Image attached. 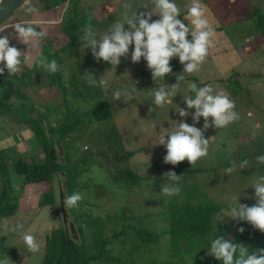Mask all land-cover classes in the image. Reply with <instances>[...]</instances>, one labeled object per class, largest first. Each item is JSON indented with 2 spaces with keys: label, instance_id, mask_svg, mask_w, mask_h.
Segmentation results:
<instances>
[{
  "label": "rangeland",
  "instance_id": "rangeland-1",
  "mask_svg": "<svg viewBox=\"0 0 264 264\" xmlns=\"http://www.w3.org/2000/svg\"><path fill=\"white\" fill-rule=\"evenodd\" d=\"M33 3L38 8V13L25 17L22 5L0 28H6L15 19L26 18L39 25L38 31L45 29L47 37L33 52L42 54L49 61L54 59L59 65L61 80L56 73L52 75L45 72L35 62L36 58L34 62H30V65L34 63L36 69L28 68L30 72L25 69L27 72L23 70L24 72L12 76V97L5 100L1 107L2 113L6 114L0 113V149L6 148L10 163L18 159L41 163L45 159V152L42 141L34 133L36 127L41 125L35 127L29 117L34 116L33 119L37 120L35 115L38 113L47 141L53 138V134L48 132L50 127H54L56 131L64 129L61 136L59 132L54 133V142L57 154L61 155L63 149L70 146L72 161L78 162L80 174L77 179L80 186L77 192L82 193L84 199L79 202V207L71 210L77 213V229L81 224L85 225L82 238L87 248L94 251L99 240L105 237L110 239L113 230L119 232L124 225L143 226L157 232L167 229L169 201L174 197L182 201L185 193L194 187L205 191L221 204L232 206V197L238 195L242 204L252 206L256 202L255 189L251 185L259 176H264V164L256 160L258 155H264V39L254 19H235L249 14L254 6L264 14V0H202L206 6L207 18L215 29L213 46L200 70L185 74L184 80L179 84L180 95L174 97L172 105L164 108H155L151 103V94L161 84L177 83L176 75H169L165 80L155 82L143 58L138 63H132L130 53L134 45L130 46L128 59L122 57L121 63L113 69L102 59L97 62L91 49H84L82 39L89 23L95 32L103 33L111 24L122 19L125 11H147L142 8L144 4H148L151 10L154 6L150 0H66L51 12L44 8L43 2L33 0ZM175 3L181 9L178 18L187 25L188 21L184 20V16L191 0H175ZM125 5L128 6L127 9ZM75 13L80 15L79 18L69 19ZM83 17L89 18L88 23L83 21ZM152 19L159 17L153 15ZM70 22L81 31L78 36L73 37L66 31L71 30L66 27ZM188 26L191 27V24ZM55 29L57 31H49ZM10 39L11 44L16 37L12 36ZM188 39H191L190 35ZM37 54L34 56L37 57ZM170 64L175 74H182L183 65L178 57L173 58ZM35 70L39 72L36 74ZM85 71L96 75L97 80H107L108 84L90 87L86 82ZM5 74H8L7 70L3 76ZM193 82L198 87L207 84L214 91L223 90L228 93L235 101L239 119L227 128L210 127L204 133L205 138H212L208 156L193 167L187 160L179 163L199 170L176 173L181 175L178 182L181 191L179 195L169 197L161 192L162 185L177 184L165 175L174 171L175 166L164 163L163 157L167 150L163 145L155 144L164 127H170V124H175L180 119L193 124L191 115L181 118L174 109L179 105L187 107L183 97L193 95L188 90V85ZM136 87L140 91L138 94L132 93L131 98L122 96L119 101L112 99L115 91L131 92ZM98 99L109 102L112 115L101 121H87L89 118L86 113ZM150 107L155 110L149 111ZM191 111L194 112V109ZM66 114L70 117L68 121L65 119ZM78 117L80 121L74 122ZM203 123L201 118L195 126L202 128ZM152 124L156 125L155 129H152ZM57 135L63 145L57 142ZM122 150L136 153L121 161L117 155ZM245 160L248 161V166L239 169L240 163ZM233 162L238 170L230 175L224 174V170L231 167ZM127 170L134 171L143 179L128 186L113 178L114 173L121 171L123 175ZM8 176L11 195L14 196L10 203L15 206V211L8 217L0 218L3 260L7 259L8 264H38L44 248L45 234L53 228L64 226L60 200L61 182L55 179L51 184L25 183L23 176L13 168L8 170ZM1 182L0 177V191ZM50 188L55 195L54 204L39 206L44 191ZM230 208H223L221 213L216 214L218 222L244 226L246 221L237 222L225 216ZM69 215L68 222L71 217ZM18 222L23 223V232L35 236L41 245L40 252L31 253L27 250L21 232L5 233L4 224L14 225ZM133 233L124 237L122 242L112 241L109 247L127 258V250L133 248V243L137 240ZM170 253L169 236L164 235L159 244L148 250L137 251L134 257L144 264L148 260H163Z\"/></svg>",
  "mask_w": 264,
  "mask_h": 264
},
{
  "label": "clouds",
  "instance_id": "clouds-1",
  "mask_svg": "<svg viewBox=\"0 0 264 264\" xmlns=\"http://www.w3.org/2000/svg\"><path fill=\"white\" fill-rule=\"evenodd\" d=\"M150 3L154 6L151 10H149L148 4H144L142 8L147 11L138 12V9L131 13L125 11L122 14V19L111 24L107 31L100 34L95 32L89 23L84 29L82 39L85 45L84 49L90 48L97 62L102 59L108 62L113 69H116L121 63L122 57L128 59L130 46L134 45L130 53L132 63H138L143 58L147 62V69L150 70L155 82L165 80L166 76L176 75L177 83L161 84L151 94V103L156 106L155 108H164L167 105H172L174 97L180 95L179 84L184 80L185 74L198 72L206 61L209 50L213 46L215 29L207 18L206 6L202 0H191V3L186 6L187 14L184 16V20L188 21L187 25L178 18L181 9L175 0H150ZM127 7L125 5L126 9ZM38 11L33 0H23L25 17H31ZM153 15H157L159 19L153 20ZM189 23L191 27L188 26ZM38 26L29 19L18 18L7 26L11 29L9 34H0V75H3L5 70L9 75H16L23 71L25 65L30 67L33 57L29 52L38 49L41 42L47 37V31L43 28L38 31ZM6 30V28H0V33ZM189 35L191 39H188ZM9 36H15L20 43L27 45V50L22 51L20 48L10 45ZM176 57L183 65L182 74H175L170 64V61ZM35 62L45 72L55 74L59 71L57 62L54 59L49 61L42 54H37ZM84 74L90 87L108 84L105 79L97 80V76L91 72L85 71ZM188 90L193 95L183 97L187 107L182 108L178 104L179 106L174 109L181 118L191 115L193 124L190 125L184 119L175 120L177 121L175 124H170L171 126L167 128L164 127L155 144L163 145L166 148L167 152L163 161L173 166H177L185 160L190 163L191 167L195 166L209 153L212 138H205L204 133L210 127L227 128L239 119V114L235 110V101L223 90L214 91L213 87L207 84L198 87L194 82L188 85ZM139 91L137 87L132 88L131 92L117 90L112 99L119 101L122 96L131 98L132 93L138 94ZM155 108L150 107L149 111H154ZM192 109L194 112L191 111ZM201 118L204 120L203 127L198 128L195 124L199 123ZM151 127L155 129L156 125L152 124ZM256 160L264 164V155H258ZM247 166L248 161L245 160L240 163L239 169ZM237 170V165L233 162L231 167L224 170V174L230 175ZM165 175L170 181L177 182V184L162 185L161 192L169 197L179 195L181 189L178 182L181 175H177L174 171H169ZM251 187L255 189L256 203L252 206L242 204L239 202L240 195L233 196V204L225 216L231 217L237 222L246 221L253 228L264 233V176H259ZM83 199L84 196L80 192L65 195L64 206L67 210L77 208ZM3 228L5 233L21 232L23 243L29 252L38 253L41 251V245L35 236L22 231L23 223L4 224ZM238 230L242 233L245 229L240 227ZM207 250L209 255L222 261V264H264V248H258L257 251L250 253L245 244L234 243L225 239L224 236L213 239ZM0 264H8V260H0Z\"/></svg>",
  "mask_w": 264,
  "mask_h": 264
},
{
  "label": "trees",
  "instance_id": "trees-1",
  "mask_svg": "<svg viewBox=\"0 0 264 264\" xmlns=\"http://www.w3.org/2000/svg\"><path fill=\"white\" fill-rule=\"evenodd\" d=\"M65 1L66 0H39V2H43L45 9H53L60 2L63 3ZM79 16L80 15L75 13L73 17L69 19H73L74 17L79 18ZM249 18L254 19L255 25L264 39V14L254 6L249 14L241 16L235 19V21L247 20ZM83 21L88 23L89 18L83 17ZM66 27L71 29L66 31L73 35V37L78 36L81 32L78 26L73 25L71 22ZM6 29V31L0 34H9L11 29L7 27ZM10 37L11 36H9V38ZM68 44L69 43H67V46ZM66 48L64 50H66ZM56 74L59 80H61L62 74L60 70L56 72ZM7 76H9L10 79ZM12 76L13 75L8 74L4 76L0 75V88L2 92H0V113L3 111L1 107L5 104V100L12 97L14 90ZM10 80L12 81L10 82ZM86 115L89 118L87 121L92 122L110 118L112 111L109 102L98 99L94 102L91 109L87 111ZM35 116H37L38 121L33 119L34 116L29 117V120L35 123V127L38 126V124L43 126L38 113ZM69 118L68 114H66V121H68ZM74 120V122H79L80 118L78 117ZM41 126L36 127L34 133L42 141L41 144L45 152V159L43 162L36 163L18 159L10 163L6 148L0 149V177L3 181L1 182L2 187L0 191V218L8 217L15 211V206H12L10 203L14 198L10 191V179L8 180V170L10 168H13L17 173L21 174L25 183L45 182L51 184L55 179L58 180V182H61L60 189H62L64 193V198L65 195H71L77 192V188L80 186L77 179L80 174L77 167L78 162L72 161L73 158H71L70 146H68L67 149H63L61 155L56 152L54 133L59 132L61 136L65 132L64 129L56 131L54 127H50L48 132L53 134V138L47 141ZM60 136L57 135L59 139L57 142L62 144ZM57 147L59 148V146ZM135 153V151L124 150L123 152H118L117 158L123 161L133 156ZM196 170L199 169L197 168ZM196 170L187 165L179 164L175 166L174 172L181 174ZM120 172L121 171L117 172L119 175L114 173L113 178L121 184L125 183L128 186H132L143 179V177L131 170H127L123 175H121ZM81 187L85 186L81 185ZM54 202L55 195L50 188L48 191H44L39 201V206L54 204ZM169 203L167 229L157 232L145 229L143 226L137 227L133 224L124 225L119 232L113 230L110 239L105 237L99 240L94 251L93 249L87 248L84 244L82 233L84 230L83 226L85 225L81 224L78 229L76 227L75 219H77V213L74 210H67L65 208L68 215L71 214L69 220L74 224L73 230L71 227H66L64 225L53 228L47 232L44 236V248L38 264H142L136 260L134 254H136L137 251L148 250L154 247V245L159 244L164 235L169 236V245L171 247L170 256L163 260H148L144 264H222V261L209 255L207 250L210 246V242L218 236H224L225 239H229L234 243L245 244L250 253L257 251L258 248H264V233L253 228L248 222L244 226H240L245 229L242 233L238 230L240 228L239 226L218 222L215 217L216 214L221 213L223 208H230L231 206L229 204H221L214 201L205 191H202L198 187H194L186 192L182 201L174 197ZM255 203L256 202L252 205ZM132 231H134V233ZM132 233L136 236L137 240L133 243V248L131 247L127 250L129 253L127 258L123 257L122 253H115L109 247L112 241L119 240L122 242L124 237L130 236ZM3 256L4 247L0 241V260H3Z\"/></svg>",
  "mask_w": 264,
  "mask_h": 264
},
{
  "label": "water",
  "instance_id": "water-1",
  "mask_svg": "<svg viewBox=\"0 0 264 264\" xmlns=\"http://www.w3.org/2000/svg\"><path fill=\"white\" fill-rule=\"evenodd\" d=\"M22 5L23 0H0V26L4 25ZM60 200L64 225L71 227L73 230V224L68 222V214L64 207V193L62 189H60Z\"/></svg>",
  "mask_w": 264,
  "mask_h": 264
},
{
  "label": "crops",
  "instance_id": "crops-1",
  "mask_svg": "<svg viewBox=\"0 0 264 264\" xmlns=\"http://www.w3.org/2000/svg\"><path fill=\"white\" fill-rule=\"evenodd\" d=\"M53 10H54V9H47L48 12H51V11H53ZM54 11H55V10H54ZM49 31L53 32V31H57V30L55 29V30H49ZM48 34H50V33H48ZM50 35H51V34H50ZM11 37H12V36H11ZM11 37H10V38H11ZM10 38H9V40L11 41ZM16 39H17V38H16ZM16 39H15V40L13 39V40H12V43H11L10 45H12V46H16V47L20 48L22 51H23V50L26 51L28 46L25 45V44L20 43L19 40H18V39L16 40ZM60 48H62V46H61ZM52 49H53V50H57V49H55V48H53V47H52ZM37 53H38V52H35V54H34L33 50H31V51L29 52V54H30L32 57H33L34 55H36ZM35 58H36V56L33 57V60H32L33 62H34V59H35ZM33 64H34V63H32V65H30V67H27V66L25 65V68H24L23 70L26 69V70L29 71L28 68H30V69H36L37 67L34 68L35 66H34ZM26 70H25V71H26ZM22 72H24V71H22ZM26 72H27V71H26ZM29 72H30V71H29ZM38 72H39L38 70H35V73H36V74H37ZM1 114L3 115V114H6V113L4 112V113H1ZM36 115H37V112H36ZM11 116H12V115H11Z\"/></svg>",
  "mask_w": 264,
  "mask_h": 264
}]
</instances>
